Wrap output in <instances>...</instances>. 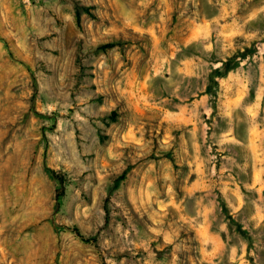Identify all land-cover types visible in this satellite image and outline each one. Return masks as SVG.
I'll list each match as a JSON object with an SVG mask.
<instances>
[{"label": "rangeland", "instance_id": "rangeland-1", "mask_svg": "<svg viewBox=\"0 0 264 264\" xmlns=\"http://www.w3.org/2000/svg\"><path fill=\"white\" fill-rule=\"evenodd\" d=\"M0 264H264V0H0Z\"/></svg>", "mask_w": 264, "mask_h": 264}, {"label": "trees", "instance_id": "trees-1", "mask_svg": "<svg viewBox=\"0 0 264 264\" xmlns=\"http://www.w3.org/2000/svg\"><path fill=\"white\" fill-rule=\"evenodd\" d=\"M113 46H114V44H107L104 47L109 48V47H113ZM241 56H243V55H241ZM237 59H238L237 56H231V57L225 59V61L221 62V67L211 70L210 74L208 75V83H207V87H206L207 94H209L212 97L216 96V89L218 88L217 79L224 77L227 73H229L235 67H237V65H238ZM212 108L215 109L214 106ZM51 176L59 184L62 183V177H60L59 175L52 172ZM219 202H221V205H222L221 208L226 213V216H228L231 225L235 227L234 232L240 237L241 240H243L247 244V246H248L247 249L250 251V249L252 247V243H253L252 237L249 235V233L246 230L243 229V227L241 225L235 223L231 219L229 212H228L227 208L225 207V203H223V201H220V199H219ZM73 230L76 234H78L75 229H73ZM248 259L252 262L250 257H248Z\"/></svg>", "mask_w": 264, "mask_h": 264}]
</instances>
